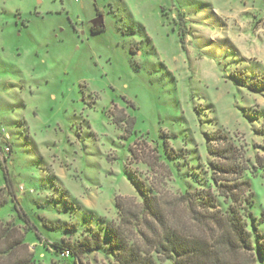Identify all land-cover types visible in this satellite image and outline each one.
Returning <instances> with one entry per match:
<instances>
[{
	"label": "rangeland",
	"instance_id": "1",
	"mask_svg": "<svg viewBox=\"0 0 264 264\" xmlns=\"http://www.w3.org/2000/svg\"><path fill=\"white\" fill-rule=\"evenodd\" d=\"M218 138L247 166L259 215L264 0H0V222L26 234L35 264H77L51 243L96 231L102 246L80 264H112L116 202L216 194Z\"/></svg>",
	"mask_w": 264,
	"mask_h": 264
},
{
	"label": "trees",
	"instance_id": "2",
	"mask_svg": "<svg viewBox=\"0 0 264 264\" xmlns=\"http://www.w3.org/2000/svg\"><path fill=\"white\" fill-rule=\"evenodd\" d=\"M217 140L220 146L212 149L218 158L212 162L216 194L207 187L185 190L166 204L158 193L150 192L132 208L116 202L121 215L119 223L105 224L111 235L108 250L112 264H162L166 260L172 264H263L264 231L260 227L264 225V211L256 214L259 208L251 180L243 174L247 166L237 159L236 147L228 140ZM5 149L10 154V146ZM167 155L172 158L169 151ZM259 163L261 167L262 161ZM217 197L223 198L224 208ZM20 202L21 197H17L16 205ZM6 203V199L0 200V209ZM22 209L17 208L18 217L26 222L29 217ZM183 209L187 211V220H183ZM132 220L139 223L138 236L130 229ZM43 226L46 224L41 222L31 227ZM25 236L16 224L0 222V264H35L32 252L24 249ZM51 245L58 258L72 256L80 264L85 253L102 246V238L96 231L73 246L59 242Z\"/></svg>",
	"mask_w": 264,
	"mask_h": 264
},
{
	"label": "flooded vegetation",
	"instance_id": "3",
	"mask_svg": "<svg viewBox=\"0 0 264 264\" xmlns=\"http://www.w3.org/2000/svg\"><path fill=\"white\" fill-rule=\"evenodd\" d=\"M99 16H102L101 14H97V16H95L94 18H92L91 20H90V28H89V31L92 33V34H94V33H99V32H101L102 31V28H103V24H101V25H93V20H96ZM103 17V16H102Z\"/></svg>",
	"mask_w": 264,
	"mask_h": 264
},
{
	"label": "water",
	"instance_id": "4",
	"mask_svg": "<svg viewBox=\"0 0 264 264\" xmlns=\"http://www.w3.org/2000/svg\"><path fill=\"white\" fill-rule=\"evenodd\" d=\"M93 25H101L103 24V17L102 16H99L96 20H93Z\"/></svg>",
	"mask_w": 264,
	"mask_h": 264
},
{
	"label": "built area",
	"instance_id": "5",
	"mask_svg": "<svg viewBox=\"0 0 264 264\" xmlns=\"http://www.w3.org/2000/svg\"><path fill=\"white\" fill-rule=\"evenodd\" d=\"M65 253H68V252H65Z\"/></svg>",
	"mask_w": 264,
	"mask_h": 264
}]
</instances>
